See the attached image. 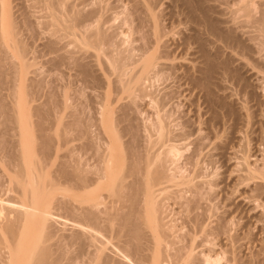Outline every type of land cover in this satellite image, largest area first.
<instances>
[{
    "label": "bare ground",
    "instance_id": "1",
    "mask_svg": "<svg viewBox=\"0 0 264 264\" xmlns=\"http://www.w3.org/2000/svg\"><path fill=\"white\" fill-rule=\"evenodd\" d=\"M24 2L27 3V7L29 6V14L28 16L27 13L25 14L27 9H25L26 4H23L24 11H19H22V14L20 13L22 16L24 12L26 17L22 20L15 6L18 1L15 3V0H0V264H203L200 263L201 257L198 256L201 251L197 253L199 247L204 248L206 245L210 247V244L217 246L215 241L218 239L215 238L223 235L227 238L221 239L229 240L230 248L222 249V252L218 250L215 252V247L214 249L207 247V252L202 249L204 264H264V246L257 248L260 245L259 237L253 236L254 226L250 225L251 217L255 218L254 223L260 228L261 223H264V150H262L263 154L261 153L262 159L260 157L257 159L256 156V164H252L253 161H249L250 153L245 151L248 146L244 145L245 154L243 153L242 156L244 162L242 168L240 167L241 170L239 169L241 174L238 178L239 186H243L246 190L242 195L244 201L252 205V210L256 212L254 214L260 216L250 217V214H246V219L243 216V232L240 235L232 233V229L229 228L232 224L229 222L232 220H228V217L224 218L222 212L221 216L216 214L217 224L212 225L211 218L216 215L212 214L214 206L211 202L216 201V193H211L214 192L211 190L219 181H204L208 187L198 182L199 179L195 182L189 174L186 176L178 172L179 167L176 163L179 159L176 160V157L183 149L179 150L180 146L174 144L175 142L172 143L177 140V136L174 134L173 137L171 134L173 130L172 132L168 130L167 121L165 123L164 118L162 119L165 114L159 117L158 122L152 123L154 129L152 125L150 129L152 128L155 133L147 126L154 137L146 130L148 137L145 139L149 138L146 139V143L145 139L139 140L140 142L136 140L137 129L133 131L131 128V132L129 131L132 122L129 123V115L125 117L128 121L124 118L125 105L126 107L129 105L127 102H131V105L134 100L137 102V97L149 95L145 93L147 81L161 79V76L165 75L164 72L168 73V68L172 65L162 61L163 57L167 56V59L168 55L164 56L155 51L153 44L147 46L144 42L142 46L133 47L131 40L132 43L125 38L121 40L122 43L115 40V36L118 35L114 36L111 30L108 32V26L109 23L115 25L114 21L120 14L107 17L108 13L113 12L111 9H115L111 8V4L110 7L106 5L104 0H23ZM137 3L140 5V2ZM89 6L92 8L87 9ZM246 6L250 8L249 4ZM109 10L111 11L106 13ZM33 13L35 16L32 15ZM29 15L34 16L33 18L38 16L39 19L33 20L35 22L38 20L39 24L32 19L29 20L30 22L27 21V17L31 18ZM128 15L124 20L125 23L136 24L131 19L133 17L129 18ZM32 22L39 26L46 25L45 28L53 35L51 36L57 37L52 40L64 41L65 43L62 42L64 44L60 43L64 45L61 46L63 49L67 47L64 51L69 47L72 48L66 51L69 54H64V58L60 59L61 62L55 64L57 69L62 66L76 69L78 80L82 82L80 84L82 89L79 88L81 90L77 93L85 92L88 88V90L90 88L101 90L100 117L96 116L100 118L97 119L106 137L101 135L102 143L99 145L101 130L98 129L100 134L98 133V138L96 135L97 139L93 137L91 132L93 126L88 122L89 120H85V116L84 119L81 118L82 114L76 117L78 112L75 114L72 111L75 118L70 119V122L65 121V112L72 104L70 100L73 101L72 97L75 96H72L74 93L71 94L69 90L72 88L71 83L65 85L64 80L62 99H52L50 105L44 108L32 105L34 96L31 95L35 92V85L34 82L27 85L26 81L33 79L32 77L29 79L28 75L34 72L32 68L35 64L32 60L35 59L33 56L35 52L29 43L31 41L24 39L22 27V25H35ZM157 24L159 23L156 21V27ZM138 26L136 25L137 29ZM256 28L260 35L258 39L261 40L259 46L264 49V39H261V36H264V22ZM132 31H136V28ZM144 38L145 35L143 40ZM255 40L259 42L257 38ZM55 41L51 42L52 46L58 40ZM127 42L130 43L128 46ZM52 46L55 52L61 49V47L58 49V45ZM151 46L154 48L153 51ZM88 59L95 61L103 70L105 81L102 82L96 75L94 76L93 71L88 67L90 62H87ZM82 85L88 88L84 90ZM35 88H38V85ZM120 101L125 102L122 104ZM118 103H121V107L116 108ZM79 108L81 112V107ZM125 121L128 122V127L125 126ZM128 132H135L130 135L131 139L128 138ZM187 134L185 133V136ZM137 141L140 145L141 141L145 143L144 146L141 145L143 149ZM195 143L194 151L198 153L200 150L198 148L202 146L201 137L200 142ZM192 153L188 155L189 159L195 156ZM259 160H261L260 164L257 163ZM196 175V173L193 175L196 179L200 177ZM188 191L195 195L190 196L194 198L187 197ZM171 199L179 201L181 207V211L177 212L179 217H174L177 215L174 214L173 218H170L173 213L172 211L170 213L168 208ZM203 199H207L208 202L210 200L211 206L208 208L203 206L204 203H201ZM258 211L260 213H257ZM53 222H56V225L63 224L65 227L66 225L78 227L82 230L81 235L85 233L87 237H77L80 236L77 233L76 236L72 235L73 240L69 238V242L67 240L69 235L64 238L59 233L63 239L53 230ZM258 230L264 232V227ZM57 235L60 237L59 240ZM252 236L255 238L254 242ZM81 238L83 241L84 239L88 241L85 242L88 245L81 242ZM224 243L219 244L220 249L221 245L224 247ZM252 243L256 244L255 249L250 245ZM223 260L226 263H223Z\"/></svg>",
    "mask_w": 264,
    "mask_h": 264
},
{
    "label": "rangeland",
    "instance_id": "2",
    "mask_svg": "<svg viewBox=\"0 0 264 264\" xmlns=\"http://www.w3.org/2000/svg\"><path fill=\"white\" fill-rule=\"evenodd\" d=\"M16 1H18V3H16ZM104 1L107 3L106 5H109L110 7V4H111V8L115 9V10L111 9L113 11L112 13L110 12L111 10L107 11L106 13L110 12L107 14L108 16L106 15L107 17H109V15L111 17V15L113 14H114L113 17H115L116 14H120L119 18L116 21H114L115 25H110V23H109V26L107 25L109 27L108 32L111 30V33L114 34V36L118 35V37L115 36V40L120 41L119 43H122L121 40L123 41L124 38L127 39L128 41L131 40L133 43L131 41L130 43H132L133 47L135 46L138 47V45L142 46L144 42H145L144 44H147V46H150L153 44L152 46L155 47L156 49L155 51H158L164 56L168 55L169 59L168 58L166 59L167 57L166 56V57H163L162 61H165L166 64L171 63L170 66L172 65L171 68H168V73L167 71L164 72L165 75L163 74L164 76H161V79L158 78V79H155V81L154 80L147 81V83L145 84V86L147 87L145 91L146 90L147 91L145 93H148L149 94V95L147 94L148 96H146L145 94V96L143 95L141 98L137 97L136 98L137 102L135 100L134 102H132L133 106H131L132 104L130 105L131 102L130 103L127 102V104H129L127 105V107L125 105L126 115H124V118L129 115L128 116L129 123L132 121L131 125L129 124L131 126V127L129 126V129H130L129 131L131 132V128L133 131L138 130L137 131L138 133L136 132V135L138 137L135 135L137 137L136 140L137 139L138 141L141 139L144 140L145 137H148L147 135L148 132L151 133V131H149L151 125L153 127V124H155V122H158L157 120L159 119V117H162V115L165 114L163 115L162 119L164 118V122L167 121V126H169L167 127L168 130H171V132L173 130L172 133L170 131L169 133H171L173 137L177 136L176 137L177 140L173 141L172 143L175 142L174 144H178L180 146L179 150L183 149L179 151L180 155L176 157V160L179 159V161H177L176 163V165L178 164V167H179L177 168L178 172L180 171L181 174L183 173L186 176L189 174L190 177L195 179V182H197V180L199 179L198 182H201L202 185L204 181L206 182L208 181L218 182L219 181L220 182V183L219 182L217 183L219 186L216 185L211 190V191H214L211 193H214V194L216 193L215 194L216 201L212 200L213 202H211L213 203V206H214V207L212 206L214 208L213 209L214 213L212 214L214 216L216 214L221 216L222 214V216L224 215V218L228 217V220L229 219L230 221L232 220L231 222H229L230 224L231 223L233 224V226L232 224L229 225V228L232 229V233L235 232L234 234L238 233V235H240L243 232L242 225L244 223V217L245 219L247 218L246 214H250L249 215L250 217L251 215L260 216L259 214H254L256 212L252 210L253 208L252 205L251 204L248 205V203L244 201L242 195L244 193L243 191H246V190H244L245 188H243V186L241 185L239 186L240 179L238 178L240 177V174H241L240 170L243 165L242 163L244 162L243 157H242L244 156L243 155L244 153L243 149H245L244 145L248 146V147L245 146L247 147L245 151H248V153H250L249 161L250 162L253 161L252 164L253 163L256 164L257 157H258L257 159H259V157L260 159H262L261 156L263 157L262 150H264L263 149L264 148L263 147L264 146V142H263L264 140V53H263L264 51L263 50L264 49H261L259 46L261 45L260 43L261 40L258 39L259 34L256 30L257 29L256 27L260 25V23L263 24L264 22V0H246V1L245 0H104ZM137 2H140V5ZM15 3L17 4V5L15 4V6L16 8H18L17 9L18 11L23 10L25 6L23 4H26L25 9H27V11L25 10L26 11L25 14L27 13V16H28L29 6L27 7V3L26 2L23 3V0L22 2L21 0H15ZM19 3L20 5L18 6ZM21 3H22V7H21ZM248 4L250 8L246 6ZM245 6H246V9H245ZM89 8H92V7L89 6L87 9ZM138 8H139V11H138ZM18 13L22 14V11H19ZM128 13L129 15L131 13V16H129ZM21 14L19 16H20V19L23 20L24 17H26V15L24 14V12H23L24 16H22ZM34 14L35 13H33L32 15ZM126 15H128L127 17L129 18L135 17L134 19L133 18L131 19L136 24H134L133 22H132L133 25L132 24L129 25V23L127 22L125 23L124 20L126 19ZM250 15L251 16L253 15V16L251 17ZM29 16L31 18L27 17L28 18L27 21L31 19L35 20L36 18L39 19L37 15H36L37 16L36 18H33L35 15L34 16L29 15ZM122 20L124 21V23H122L123 22ZM155 20L157 21V23H159L157 24V27L159 25L158 28L155 25L156 24ZM32 23H29V24H32ZM35 23L39 24L38 20H36ZM36 24L35 25H22L24 29L23 30L24 39H26V41L28 42L29 40L31 41L29 43H31L30 45L32 46L33 51L35 52L33 55L35 59L32 60L34 61L33 63L35 64L34 67L32 68V71L34 72L29 73L28 75V78L30 77L29 79H31V77L33 79L29 80L27 78L29 81H26L27 85L30 82L31 84L34 82L33 84L35 85V87L38 85V88L34 87L35 92L33 95H31V96H34V98H32L33 100L31 101L32 105L34 106L38 105L37 107L40 106V108L41 107L44 108V106L47 107L50 105V101L52 99H58V100L62 99L64 86L68 83L69 84L71 83L72 85L71 84L70 85L72 88H69L70 93L71 94L74 93L72 96L75 95L76 97L75 96L72 97L73 101L70 100L72 104L65 112L66 113L65 121L70 122L71 120H73V118H75L74 115L76 114V112H78L77 115H75L76 117L82 114L81 118L82 119L85 118V120L86 119L89 120L88 122L91 124V126H93L91 129L92 136L94 135L93 137L96 138V135H97V138H98L99 136L98 133L100 130H101L100 133L102 134L99 133L100 134L99 138H101L102 136L106 137V135L103 132V128L101 127V123L100 121H98V119H100L99 111H100L101 106L99 105L100 104L99 97L101 95L100 94L101 90L100 91L93 90V88H90V90H88L89 89L88 87L87 89L85 85H82L84 86L83 87L84 90L87 89L86 90L87 92L81 91L82 93H79L80 90L82 89L80 85L82 84V82H79L78 80L79 75H77L78 73H76L77 72L76 69H72V68L65 67V66L64 67L62 66L59 69L56 68V64L62 61L60 59H63L66 53L69 54L66 51L69 50L71 47H69L66 51H64L67 47L65 46L66 48L63 49L64 45H61V44H64L65 42L64 41L60 42L59 39H57L58 40V41L56 40L57 43L56 44L53 43V45L54 44L56 46L58 45L57 46L59 47L58 49H60L61 46L63 47H61L59 51L56 50L55 52V50H53L54 48L53 49L51 48L52 46L51 42L55 41L52 39L53 38L56 39L57 37H52L53 35L50 34L48 29H46L47 28L46 25H40L41 26L40 27L39 25H36ZM136 25L137 26L141 25L140 27L143 28L142 29L143 31L141 30L139 26L137 29ZM254 25H257V26H254ZM110 26L112 28H110ZM131 26L133 28L135 27L136 31H132L135 28L131 29L132 28ZM155 27L157 30L155 29L154 31ZM144 30L146 31L144 32ZM134 32H137V33L134 34ZM141 33L143 34V36L145 35L146 37L144 38L145 40H143V36ZM262 36H261V39H264L262 38ZM134 38L135 40H133ZM147 38H149L150 40ZM256 38H257V41L259 42H256L255 40ZM130 43L127 42L126 45L128 46ZM155 43L158 45H156ZM147 46L145 45V47ZM152 46L151 48H153ZM125 47L126 46L124 45L123 48ZM151 48H149L150 51H151ZM153 50L154 48L152 49V51ZM86 60H84L85 63L90 61L88 63L89 64L88 67L89 69L93 71L91 72L94 74V76L96 75V77L99 80L105 81L106 77L104 75V72L95 63V61H92V59L91 60L88 59V61L86 62ZM91 64H94L93 65L94 67ZM70 69L73 71H71ZM162 77L164 78L162 79ZM73 78H75L76 80ZM67 79H68V82H67ZM64 82H65V85H64ZM150 82L151 83L153 82V83L151 84ZM52 86H53L54 91L52 89ZM76 86L78 87L76 88ZM55 87L57 88L58 92L56 91ZM79 88L81 89L79 90ZM77 91L79 92L77 93ZM81 94H82V97H81ZM83 94H84V97H83ZM160 101L163 102L164 104L161 103ZM120 102L123 104L125 101L124 102L120 101ZM135 102L137 104H135ZM121 103L120 104L118 103L116 105V108L121 107ZM79 107H81V112H80ZM119 113H120V109H119ZM96 115L99 117H97ZM91 116H93L94 118L93 117L91 118ZM128 118H125V120L128 121L127 120ZM95 120H97L98 122ZM127 123L125 124V126L128 127ZM168 124H171L172 126ZM147 126L149 129L147 128ZM153 129L151 128L150 130H152L153 132L154 131ZM184 129L186 132H184ZM95 130L98 132H96ZM146 130H148V132H146ZM153 133H155V131ZM185 133L186 134L188 133L187 136H185ZM128 134H129L128 138L131 139L130 135L132 136V134H135V132L134 133L128 132ZM189 134H192V135H189ZM172 135L170 137H172ZM153 137H154V134H153ZM194 137L196 138L195 141H194ZM200 137H201V145L203 147L200 145L202 148L199 147L198 149H200L201 151L199 150L198 153L197 152L195 153L194 151V149L196 148L195 142H200ZM249 138L251 140H249ZM146 139L144 140L145 143H146ZM197 139L199 140L197 141ZM100 140L98 142V145L99 143H102V138ZM132 140H133V137H132ZM141 143H142L141 145L144 146L145 143L143 141H141ZM186 144L188 145L187 146L188 148L186 147ZM138 145H140V143ZM141 145L140 147L142 148ZM249 149H250V152H249ZM192 152L195 154V156H193L192 159H189L188 157L191 155ZM90 154H91V151H90ZM260 161L261 160L257 161V163L260 164L261 163ZM195 173L197 174L196 177L197 176H200V177H197L196 179L195 176H193L195 175ZM204 178H206L207 180ZM205 183H204V186H208L206 185L207 183L206 184ZM206 189L207 187L205 188V190ZM191 193L192 192L190 191L186 193L188 198L194 195L193 193L191 195ZM190 198H194V197H190ZM177 200L178 199L169 200L168 208H170L169 209L170 213L173 212L170 218L171 217L173 218L174 214H177L174 217H179L178 213L181 211V207L179 206L180 204H178L179 201ZM203 200L201 201L202 204L204 203L203 206L207 208L208 206H211L210 200L209 202L207 201V199L204 201ZM243 210H245L248 213L244 212ZM228 211H230V213ZM200 212H202V209L200 210ZM257 213H260V211H258ZM241 214H243L242 217H241ZM217 217L218 216L216 215L215 217L211 218L213 220L212 225L217 224V221L215 220ZM241 219L243 222L241 221ZM180 221L181 220H179V222ZM234 221L238 223H235ZM254 221H255V218L251 217L250 225L252 224L251 226L252 227L254 226L252 230V232L254 231L253 236L254 237L257 236L256 238L259 237L260 245L257 246V248L259 247L261 248L262 246H264V237H263L264 232L263 230H258V229H261L262 227H264L263 225L264 223H261V228H260L259 225L257 226L255 225ZM57 224L58 225H56V222L52 223L53 230L57 234L61 233L62 236H64V238L68 237L69 235V237L67 238L69 242H70L69 238L71 237L73 240L72 235L76 236L77 233L80 235L77 237H82V236L87 237V235L84 232H83L84 235H81L82 230L79 229L78 227L73 228L72 225H66L65 227L63 224H60V223H57ZM232 227H235V228H232ZM62 236L60 235V237ZM60 237L58 236L57 240H59ZM223 237L227 238L226 235H223L220 238L219 237L215 238V240L218 239L215 241L217 243V246H214V245L212 246L210 244V247L212 248L215 247V250H214L215 252H217V250L222 252V249L224 250V249L230 248V245H229L230 241L225 238L222 240L221 238ZM254 237L252 239L253 242L255 239ZM81 242L88 243V241H85V239L84 241L82 240ZM222 243H224L225 245L223 244L224 247H222L221 245V249H220L219 244H222ZM250 245L252 246L253 243ZM208 246L209 245H206L205 246L206 248L199 247V249L197 248L198 250L196 249L197 253L199 252V250L201 251L200 254L202 256L200 254L198 255L199 257H201L199 258L202 261V262L199 261L200 263L204 264L203 261L205 257L203 256L204 254L202 253V251L205 250L207 252L208 249H210V247ZM255 246L256 244L254 243L253 245L254 249L256 248ZM71 249L76 250L74 247H71ZM90 249L92 250V248ZM212 254H214V252ZM202 257H204V259ZM225 260H223V263H226Z\"/></svg>",
    "mask_w": 264,
    "mask_h": 264
}]
</instances>
